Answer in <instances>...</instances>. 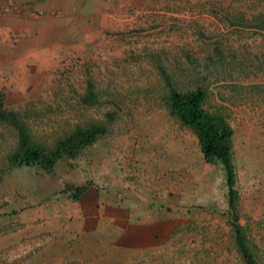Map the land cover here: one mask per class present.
I'll return each instance as SVG.
<instances>
[{
	"label": "rangeland",
	"instance_id": "rangeland-1",
	"mask_svg": "<svg viewBox=\"0 0 264 264\" xmlns=\"http://www.w3.org/2000/svg\"><path fill=\"white\" fill-rule=\"evenodd\" d=\"M60 1L0 0V14L24 25L45 14L52 21L30 30L44 47L1 75L4 105L45 142L78 119L108 110L116 119L51 174L22 166L0 176V264H244L226 222L221 166L206 163L195 136L168 116L161 72L176 89L201 86L205 107L230 124L238 223L264 264V25H244L264 14V0L83 2L90 11L70 8L71 22L97 17L74 42L54 10ZM14 27L20 48L27 30ZM87 80L100 100L92 107L77 103ZM13 136L0 125V156ZM87 181L77 199L61 191ZM134 212L135 223L126 218Z\"/></svg>",
	"mask_w": 264,
	"mask_h": 264
},
{
	"label": "trees",
	"instance_id": "trees-1",
	"mask_svg": "<svg viewBox=\"0 0 264 264\" xmlns=\"http://www.w3.org/2000/svg\"><path fill=\"white\" fill-rule=\"evenodd\" d=\"M237 24H240L237 22ZM244 25L256 27L264 25V14L244 22ZM165 91L162 105L168 116L179 127L190 131L196 138L199 152L206 163L221 166L227 189L226 222L233 232L235 250L244 264H258L247 244L243 228L238 223V193L235 188L236 170L232 156V128L219 111H209L205 107V90L196 85L193 88L179 90L172 86L169 77L161 72ZM99 95L90 80L85 82L84 91L78 96L77 103L84 107L99 104ZM116 119L114 111H105L102 119H78L64 129L56 132L48 142L35 136L32 123L24 119L17 111L4 105V93L0 89V125L13 132L14 142L0 157V176L6 171L25 167H35L51 174L61 159L74 160L96 141L109 134L110 126ZM91 182L73 186L66 184L62 193L77 199L89 187Z\"/></svg>",
	"mask_w": 264,
	"mask_h": 264
},
{
	"label": "crops",
	"instance_id": "crops-1",
	"mask_svg": "<svg viewBox=\"0 0 264 264\" xmlns=\"http://www.w3.org/2000/svg\"><path fill=\"white\" fill-rule=\"evenodd\" d=\"M92 1L93 0H77V2L75 1L76 4H74L71 3L70 0H61L59 5H57V7L54 9L56 10V12L58 11L61 14L60 19L58 20L59 23L61 25L67 26V28L64 30V35L65 37L67 36L66 38L64 37L65 40L67 39L68 41H70L71 39H73V42L75 41L76 34H81L82 29H80L79 27L82 22H84V24L95 23L94 18L97 17L96 13L94 14V16L82 20V22L80 20L79 25L77 23H72L70 20V16L68 15L70 8H78V6L81 7L83 2L85 3V4L83 3V5H85L88 9H92L93 7ZM83 5H82V9L84 11L85 8ZM88 11L90 10H87L86 13H88ZM12 14L15 15L14 13ZM0 15H1L0 16V78H1L2 77L1 75L6 72L5 69H7L9 63L16 60H31L33 56V53L31 51L32 48L38 47L42 49L44 47L42 43L39 42L38 43L35 42L34 45L33 42L34 37L30 30L33 31V30L43 29L46 27V25H48L52 21L45 14L44 18H40V19L31 18L28 20V25H24L21 22V19L16 18L12 15L5 16V13L3 14L1 13ZM18 22L20 23L22 29L27 30V35H28L27 39L25 40V43H23L20 48H17V44L15 45L16 42H14L15 40H13L14 32L16 33L14 24ZM74 24H76L75 26H77L76 29L77 31L74 30L75 29V26H73ZM71 35H73V38L71 37ZM76 41H77V36H76ZM138 213L139 212H134L133 216L127 215L126 218L127 219L133 218L135 223L137 222L135 219L140 218L139 217L140 214ZM124 240L131 241L133 239L130 236H126Z\"/></svg>",
	"mask_w": 264,
	"mask_h": 264
}]
</instances>
